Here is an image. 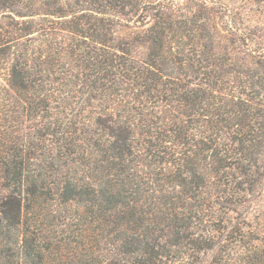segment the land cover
<instances>
[{
    "label": "trees",
    "instance_id": "1",
    "mask_svg": "<svg viewBox=\"0 0 264 264\" xmlns=\"http://www.w3.org/2000/svg\"><path fill=\"white\" fill-rule=\"evenodd\" d=\"M0 264H264V0H0Z\"/></svg>",
    "mask_w": 264,
    "mask_h": 264
},
{
    "label": "rangeland",
    "instance_id": "2",
    "mask_svg": "<svg viewBox=\"0 0 264 264\" xmlns=\"http://www.w3.org/2000/svg\"><path fill=\"white\" fill-rule=\"evenodd\" d=\"M6 69L3 63H0V87L6 84ZM254 209L251 210L249 214L250 221L253 222L254 225H261L264 223V195L257 197L255 204H253Z\"/></svg>",
    "mask_w": 264,
    "mask_h": 264
}]
</instances>
